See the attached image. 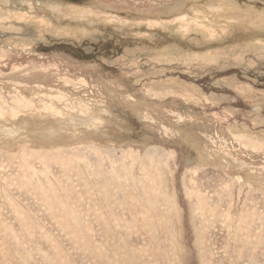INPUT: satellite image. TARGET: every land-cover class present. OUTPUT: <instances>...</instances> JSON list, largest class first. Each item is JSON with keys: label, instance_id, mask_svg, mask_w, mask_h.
Segmentation results:
<instances>
[{"label": "rangeland", "instance_id": "obj_1", "mask_svg": "<svg viewBox=\"0 0 264 264\" xmlns=\"http://www.w3.org/2000/svg\"><path fill=\"white\" fill-rule=\"evenodd\" d=\"M2 1L0 264H264V0Z\"/></svg>", "mask_w": 264, "mask_h": 264}, {"label": "bare ground", "instance_id": "obj_2", "mask_svg": "<svg viewBox=\"0 0 264 264\" xmlns=\"http://www.w3.org/2000/svg\"><path fill=\"white\" fill-rule=\"evenodd\" d=\"M1 1V0H0ZM4 1V0H3ZM2 1V2H3ZM53 2V1H52ZM93 2V1H92ZM3 4V3H2ZM228 4V3H227ZM232 4V3H231ZM149 5H151V3L149 4ZM34 6V5H33ZM62 6V5H61ZM233 6V5H232ZM67 6H65L64 7V9L66 8ZM84 7V6H83ZM239 6L237 5V8H238ZM2 8V7H1ZM38 8V7H37ZM49 8V7H48ZM80 8V7H79ZM236 8V7H235ZM237 8H236V10H237ZM251 8V7H250ZM44 9V8H43ZM83 9H85V8H83ZM91 9H92V7H91ZM90 9V10H91ZM243 9V8H242ZM45 10V9H44ZM70 10H73V8H71ZM224 10H225V16H227V17H229L231 14H233L234 15V13H233V11L232 12H230V7H229V11H228V9L226 8H224ZM246 10V9H245ZM244 10V11H245ZM251 10V9H250ZM0 11H2V10H0ZM53 11V10H52ZM62 11V10H61ZM77 12H79V14H81L83 11H85V10H82V11H79V9H77L76 10ZM89 11V10H88ZM92 11V10H91ZM240 11H242L241 9H240ZM3 12V13H2ZM0 14L1 15H3V14H5V12L4 11H2ZM43 12V11H42ZM59 12H60V10H59ZM63 12V11H62ZM66 12V11H65ZM81 12V13H80ZM230 12V14H228ZM68 13V12H67ZM73 13V12H72ZM76 13V12H75ZM89 13H90V11H89ZM93 13V12H92ZM252 13H253V11H252ZM37 14V13H36ZM55 14V13H54ZM57 14V13H56ZM91 14V13H90ZM248 14V13H247ZM254 14V13H253ZM259 14V13H258ZM69 15V14H68ZM212 15V14H211ZM222 15V14H221ZM229 15V16H228ZM239 15V14H238ZM241 15V14H240ZM251 15V14H250ZM263 15H264V12H263ZM243 16V15H242ZM249 16V15H248ZM253 16V15H252ZM251 16V17H252ZM40 17V16H39ZM79 17V16H78ZM77 17V18H78ZM86 17V16H85ZM241 17V16H240ZM254 17V16H253ZM64 18V17H63ZM238 18V17H237ZM255 18V21H254V25L255 26H259V25H261V23L259 22V21H261V22H263L264 23V20L262 19V17L260 18V17H258V16H256V17H254ZM88 19V18H87ZM176 19V18H175ZM248 19V18H247ZM241 20V19H240ZM254 20V19H253ZM92 22V21H91ZM246 22V21H245ZM250 22V21H249ZM248 22V23H249ZM253 22V21H252ZM10 23V22H9ZM251 23V22H250ZM34 26V25H33ZM215 26V25H214ZM254 26V27H255ZM46 27V26H45ZM49 27V26H48ZM130 27H133V26H130ZM164 27V26H163ZM7 28V27H6ZM208 28H209V26H208ZM252 28V27H251ZM257 29H258V27H256ZM5 29V28H4ZM8 29V28H7ZM15 29V28H14ZM180 29H182V28H180ZM17 30V29H16ZM149 33V32H148ZM19 34V33H18ZM86 35V34H85ZM151 35V34H150ZM35 36V35H34ZM33 36V37H34ZM23 40H24V38H23ZM260 40V39H259ZM263 41H261L260 43H262ZM28 44V43H27ZM256 45H257V42L255 43ZM165 49V48H164ZM179 51V50H178ZM25 52H26V50H25ZM29 52L31 53V55L29 56L31 59H33V60H36V59H38L40 56L38 55V53H36L37 51L36 50H34L33 49V51H32V49H30L29 50ZM141 52V51H140ZM173 53V52H172ZM262 53V52H261ZM261 53H260V55H261ZM263 56V55H262ZM201 57V56H200ZM205 58H209V55H207L206 54V56H204ZM119 58V57H118ZM137 58V57H136ZM135 59V58H134ZM138 59V58H137ZM132 61H134V60H132ZM121 62V61H120ZM135 62V61H134ZM138 63V62H137ZM45 70H47V68L45 69ZM79 78V77H78ZM77 78V79H78ZM80 80H84V81H86V79H82V78H79ZM82 82V85H80V86H84V87H86V86H89L90 84H89V80H88V83H85V82H83V81H81ZM155 82V81H154ZM85 84H87V85H85ZM94 85H96V84H94ZM102 85V84H101ZM92 87V86H91ZM112 87H114V86H112ZM115 87H116V85H115ZM118 88V87H117ZM116 88V89H117ZM128 88V87H127ZM91 90H93V88L91 89ZM108 90L110 91V93L112 94L113 92H115V90L113 89V88H108ZM103 91V90H102ZM97 92V91H96ZM131 92V91H130ZM116 93V92H115ZM118 93V92H117ZM89 94V93H88ZM96 94V93H95ZM114 94V93H113ZM122 94V93H121ZM126 94H128V93H126ZM126 94H124L123 96H125ZM90 95V94H89ZM89 95H87V96H89ZM94 95V94H93ZM149 95V93L146 91V97ZM90 96H92V95H90ZM111 96V95H110ZM119 96V95H118ZM127 96V95H126ZM133 95H130V96H128V98H130V97H132ZM107 97V96H106ZM105 97V98H106ZM115 97H117V96H115ZM120 97V96H119ZM109 98V97H108ZM113 98V97H112ZM112 98H110L109 100H106L107 102H109L110 103V100H112ZM121 98V97H120ZM145 98V97H144ZM123 100H125L124 98H122ZM127 100V99H126ZM126 100H125V102H126ZM132 100V99H131ZM131 100L129 99V105H130V103H131ZM179 102V101H178ZM38 103V102H37ZM152 103V102H151ZM153 104V103H152ZM158 104V103H157ZM180 105V104H179ZM182 105V104H181ZM183 106V105H182ZM145 105H144V103H141L140 105H139V108L140 109H138V110H134V111H136V113H144V111H145ZM161 107V106H160ZM116 108V107H115ZM162 109V108H161ZM188 112V111H187ZM186 112V113H187ZM135 113V112H134ZM145 114H147L148 116H150L151 118H154L153 116H152V112L150 113L149 111H147V113H145ZM263 119V118H262ZM263 121V120H262ZM33 122V121H32ZM28 124V123H27ZM42 128H44V127H41V129ZM56 128V127H55ZM87 128V127H86ZM178 128V127H177ZM33 129V128H32ZM35 130V129H34ZM33 130V131H34ZM44 130V129H43ZM53 130V129H52ZM82 130V129H81ZM31 131V130H30ZM41 131V130H40ZM46 132V131H45ZM55 132V131H54ZM58 133V132H57ZM56 133V134H57ZM55 134V135H56ZM71 134V133H70ZM83 134V133H82ZM58 135V134H57ZM61 135V134H60ZM62 135H63V133H62ZM81 135V134H80ZM79 135V136H80ZM30 137H31V135H29ZM67 137V136H66ZM72 137V136H71ZM83 137V136H82ZM87 137V136H86ZM34 138H35V136H34ZM90 140V139H89ZM225 151H229V150H225Z\"/></svg>", "mask_w": 264, "mask_h": 264}, {"label": "crops", "instance_id": "obj_3", "mask_svg": "<svg viewBox=\"0 0 264 264\" xmlns=\"http://www.w3.org/2000/svg\"><path fill=\"white\" fill-rule=\"evenodd\" d=\"M232 3V4H231ZM233 5V6H232ZM239 7L237 8V5H234V3L233 2H230V3H228L227 4V2L225 1V9L227 8L228 9V11H229V7H230V12H232L233 11V13H239V12H244V13H248L247 15H249L250 17L253 15L254 17H256V16H258V17H262L263 19H264V15H263V13H259L258 11H256L255 9H253V10H250L249 8H246V6L244 7V6H241V5H238ZM237 8V10H236V8ZM243 8V9H242ZM240 9L242 10V11H240ZM246 9V10H245ZM77 10V9H76ZM245 10V11H244ZM252 11H253V13H252ZM230 12L228 13V14H230ZM259 13V14H258ZM251 14V15H250ZM229 16V15H228ZM253 16L251 17V18H253ZM229 18V17H228ZM255 19V18H254ZM260 23H263V22H261V21H259Z\"/></svg>", "mask_w": 264, "mask_h": 264}]
</instances>
